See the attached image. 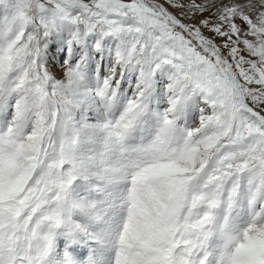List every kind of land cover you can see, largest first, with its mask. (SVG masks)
Returning <instances> with one entry per match:
<instances>
[{
    "label": "snow or ice",
    "instance_id": "obj_1",
    "mask_svg": "<svg viewBox=\"0 0 264 264\" xmlns=\"http://www.w3.org/2000/svg\"><path fill=\"white\" fill-rule=\"evenodd\" d=\"M0 264H264V0H0Z\"/></svg>",
    "mask_w": 264,
    "mask_h": 264
}]
</instances>
